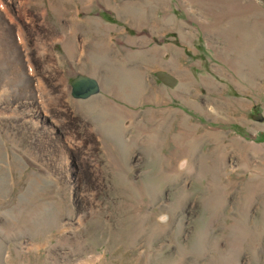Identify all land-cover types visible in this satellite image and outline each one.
Masks as SVG:
<instances>
[{
    "label": "rangeland",
    "instance_id": "374dc122",
    "mask_svg": "<svg viewBox=\"0 0 264 264\" xmlns=\"http://www.w3.org/2000/svg\"><path fill=\"white\" fill-rule=\"evenodd\" d=\"M17 2L0 0V46L11 47L0 62V264H264V120L251 119L264 115V85L229 76L248 80L235 93L221 75H197L223 88L210 114L138 103L142 59L118 34L149 26L143 16L157 9L199 31L196 14H219L200 6L223 0ZM26 17L40 25L38 52ZM77 75L96 77L99 94L74 99ZM20 103L38 121L10 112Z\"/></svg>",
    "mask_w": 264,
    "mask_h": 264
},
{
    "label": "crops",
    "instance_id": "0c3cea01",
    "mask_svg": "<svg viewBox=\"0 0 264 264\" xmlns=\"http://www.w3.org/2000/svg\"><path fill=\"white\" fill-rule=\"evenodd\" d=\"M230 1L234 0L200 6L206 7V12L209 8L219 12L214 19L213 15L202 17L196 14L198 7L191 6L190 10L193 8L201 24L199 31L195 29L196 26L193 29L185 27L180 18L177 21L174 19L170 25V21L166 22V19L158 15L159 9L152 11L151 15L143 16L144 24L148 23L149 26L137 28L139 31L132 25L121 26L118 34L128 38L132 51L139 53L142 59L141 62H135L138 69L143 71L144 79L143 97L138 99V103H184L188 108L204 109L206 114H210V108L214 107L211 103H215L211 99L214 89L223 92V88L228 89L230 84L236 93L240 81L248 83L247 78L239 81L235 79L233 83L229 76L251 77L250 87L245 90L253 91L255 87L264 85V17L261 13L264 12V6L258 2L246 5L244 0L240 3V0H235L236 3ZM253 8L258 11L256 19H250L249 14L245 15L246 12L253 11ZM179 11L182 10H174ZM174 18L178 17L174 15ZM168 33L172 36L165 37ZM204 53L211 60L215 56V63L207 59ZM244 53L248 56L245 57ZM188 59L191 67L186 64ZM198 59L204 60V64ZM164 75L171 77L173 87L167 86ZM197 75H221L228 82L216 81V84L224 87H215L212 77L198 83ZM93 79L97 81L96 77ZM168 91H173L176 95L170 97ZM234 102L247 106L248 110L257 104L244 99ZM174 115L179 116V113Z\"/></svg>",
    "mask_w": 264,
    "mask_h": 264
},
{
    "label": "bare ground",
    "instance_id": "6f19581e",
    "mask_svg": "<svg viewBox=\"0 0 264 264\" xmlns=\"http://www.w3.org/2000/svg\"><path fill=\"white\" fill-rule=\"evenodd\" d=\"M28 4H29V0H18V2H17V6L21 10L26 9V6H28ZM3 9L5 11H7V7H5V6H3ZM14 16L18 20V23L16 24V29H15L16 36H17V42L20 44V47L23 50V46H24V43H25L26 37H27V31H26L25 27L23 26V23L16 16V14H14ZM36 22L37 21L34 18H29V17L25 18V23L26 24H28V25L32 24V25H29L30 29L35 33V34H33V46L32 47H34V50H36L38 52L39 51L38 46L40 45V41L41 40H40L39 33L35 32V30H36L35 27L40 26L39 24L36 25L35 24ZM1 26H0L1 29L4 30L3 25H1ZM6 40H9V37H7ZM8 48H11V47H8V46H5V45H1L0 46V62L2 61V59L6 58V55L8 54V51H5V50H7ZM26 51H28V49H26ZM1 53H3L5 56H2ZM26 104H27V106H25L24 104L20 103L17 106H15L14 108H13V105H12V108L10 109V112L13 113L16 116H18V115L21 116L23 118V120L26 119V118H30V120L38 121V117H36V114H38L37 107L31 106L30 103H26ZM1 107H3V106H1ZM2 111H1V108H0V112H2ZM3 113H5V112H3ZM42 128L46 129L44 127H42ZM83 191H86V189H84Z\"/></svg>",
    "mask_w": 264,
    "mask_h": 264
},
{
    "label": "water",
    "instance_id": "95a60500",
    "mask_svg": "<svg viewBox=\"0 0 264 264\" xmlns=\"http://www.w3.org/2000/svg\"><path fill=\"white\" fill-rule=\"evenodd\" d=\"M167 79V86L173 87L174 82L171 77L164 75L163 78ZM162 78V77H161ZM70 94L74 99L85 100L91 96L99 94L100 88L96 80L85 76V75H77L71 82H70ZM252 120L255 122H263L264 115L262 114L261 110L255 115H252Z\"/></svg>",
    "mask_w": 264,
    "mask_h": 264
},
{
    "label": "trees",
    "instance_id": "16d2710c",
    "mask_svg": "<svg viewBox=\"0 0 264 264\" xmlns=\"http://www.w3.org/2000/svg\"><path fill=\"white\" fill-rule=\"evenodd\" d=\"M262 139L264 140V136L262 137Z\"/></svg>",
    "mask_w": 264,
    "mask_h": 264
}]
</instances>
